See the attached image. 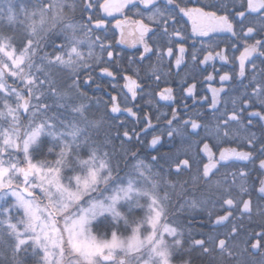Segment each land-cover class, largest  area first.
I'll return each mask as SVG.
<instances>
[{
	"label": "snow or ice",
	"instance_id": "snow-or-ice-1",
	"mask_svg": "<svg viewBox=\"0 0 264 264\" xmlns=\"http://www.w3.org/2000/svg\"><path fill=\"white\" fill-rule=\"evenodd\" d=\"M198 5L0 0V264H264V0Z\"/></svg>",
	"mask_w": 264,
	"mask_h": 264
},
{
	"label": "flooded vegetation",
	"instance_id": "flooded-vegetation-1",
	"mask_svg": "<svg viewBox=\"0 0 264 264\" xmlns=\"http://www.w3.org/2000/svg\"><path fill=\"white\" fill-rule=\"evenodd\" d=\"M185 2L188 4V6L189 7H195V6H199L198 5V0H185ZM201 2H202V0H201ZM116 18H118V19H120V18H122L119 14H116ZM111 19V18H110ZM185 20H186V18H185ZM115 21L113 20L112 21V23H114ZM186 26L189 28V30L191 29V23L190 22H188L187 24H186ZM127 51L129 52V54L133 51L132 49H127ZM217 68H219V63H217ZM209 71H211V69H209ZM199 79V78H198ZM218 79V78H217ZM166 86H168V85H164L163 83L161 84V89L163 88V87H166ZM213 86H218V84H214ZM205 87H206V85H205ZM200 88V85L198 84V89ZM177 91H178V89H177ZM201 91H203L202 89H201ZM209 96H211V93L210 92H208L207 93ZM161 104H166V103H171V102H163V101H161L160 102ZM187 103L188 104H192V101L191 100H189V101H187ZM146 110H147V108H146ZM162 112H165V111H168V108L167 107H162L161 109H160ZM154 111V110H153ZM155 122V121H154ZM149 139H150V137H148ZM166 148V149H165ZM165 150H168V146L166 145L165 146Z\"/></svg>",
	"mask_w": 264,
	"mask_h": 264
},
{
	"label": "trees",
	"instance_id": "trees-1",
	"mask_svg": "<svg viewBox=\"0 0 264 264\" xmlns=\"http://www.w3.org/2000/svg\"><path fill=\"white\" fill-rule=\"evenodd\" d=\"M97 95H103L102 93H97ZM105 99L107 98L106 96L104 97ZM166 149V148H165ZM165 149H163L162 151H167V150H165Z\"/></svg>",
	"mask_w": 264,
	"mask_h": 264
},
{
	"label": "rangeland",
	"instance_id": "rangeland-1",
	"mask_svg": "<svg viewBox=\"0 0 264 264\" xmlns=\"http://www.w3.org/2000/svg\"><path fill=\"white\" fill-rule=\"evenodd\" d=\"M154 110V109H153Z\"/></svg>",
	"mask_w": 264,
	"mask_h": 264
}]
</instances>
